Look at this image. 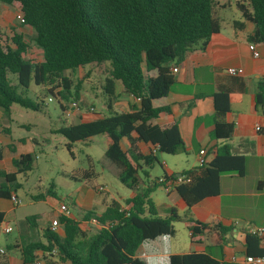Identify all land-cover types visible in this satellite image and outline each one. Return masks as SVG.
Listing matches in <instances>:
<instances>
[{
	"label": "trees",
	"instance_id": "trees-1",
	"mask_svg": "<svg viewBox=\"0 0 264 264\" xmlns=\"http://www.w3.org/2000/svg\"><path fill=\"white\" fill-rule=\"evenodd\" d=\"M0 4L18 7L21 24L34 31L33 42L41 52L40 61L26 60L28 46L21 36L14 34L9 39L11 45H3L0 33V110L7 117H10L12 105L41 110L40 95L35 101L26 96L33 84L45 88V93L57 100L63 113L66 103L80 100L82 85L80 80L74 84L64 73L107 63L108 78L102 87L108 98L106 115L89 122L61 126L53 133L68 141L69 153L74 143L100 138L105 158L118 170L117 180L135 192L124 200V205H130L126 212L113 199L105 202L101 213L81 212L72 202L71 207L82 215V222L96 219L101 227H95L88 234L81 228L80 221L58 215L62 235L46 228L43 234L46 245L26 244L21 255L23 264L32 262L38 251L51 253L54 249L62 264H145L136 257L138 248L147 241L173 237L176 233L173 223L191 224L188 231L192 241L208 231L206 224L190 217V209L219 195L221 175H244L245 160L234 155L229 145L214 147L206 152L202 165L180 173L187 180L175 186L174 192L186 206L183 216L174 208L167 216H159L149 196L160 186L157 179L152 183H145V180L149 178V170L159 164L158 154L186 153L176 122L160 127L153 121L162 114L171 113L168 105H159L174 83L171 68L182 63L186 54L195 48L203 51L211 35L219 32V21L213 15L214 1L0 0ZM246 4L243 0L236 1V8L254 26L249 43L264 46V0H246ZM246 7L250 14L246 13ZM122 94L131 95L138 105L131 106L127 112L115 111L113 104ZM213 101V139L225 141L233 131L232 125L225 122L229 111L227 95L215 94ZM254 101L257 107H264V78L257 84ZM0 129L10 137L8 126L0 124ZM139 143L150 145L155 153L150 150L143 154ZM2 153L0 148V162ZM11 164L13 173L0 171L1 198H9L11 190L19 189L16 176L32 171L34 160L30 154H25L13 158ZM93 176L91 171L83 172L81 180L87 182ZM162 177H167L164 171ZM140 185L144 189L136 191ZM96 192L103 191L96 189ZM47 196H54L52 190H47ZM37 218L28 217L26 222L31 225ZM2 219L0 214V223ZM250 241L258 243L255 237L248 235L247 242ZM169 264L218 263L206 254L188 253L171 255Z\"/></svg>",
	"mask_w": 264,
	"mask_h": 264
},
{
	"label": "crops",
	"instance_id": "crops-1",
	"mask_svg": "<svg viewBox=\"0 0 264 264\" xmlns=\"http://www.w3.org/2000/svg\"><path fill=\"white\" fill-rule=\"evenodd\" d=\"M213 1V15L219 21V32L211 35L203 51L195 48L186 54L182 63L175 66L178 71L173 74L174 83L167 97L159 102V105H168L171 113L162 114L153 121V124L163 127L173 122L177 123L181 139L185 144V155H192V163L184 171L198 166L200 150L211 151L214 147L225 143L229 145L234 155L244 158V175L242 177L235 174L221 175L219 195L210 198L212 199L210 202H206V199L191 208L193 220L206 224L209 229L195 241L190 239L188 252L177 251L178 244L172 242L174 236L160 237L144 242L138 248L136 257L145 264H169L171 255L188 253L206 254L218 264H244L245 256L249 254L253 256L252 254L262 251L258 243L247 242V236L250 227H259L264 224V107H257L254 101L257 84L264 78V46L255 44L260 56L257 59L253 58L248 50V38L254 30L253 24L244 18L237 8L232 11L229 0ZM236 1L233 0L235 7ZM243 4L247 5L246 0H243ZM226 6L232 12L231 17L224 14ZM246 13L250 14L248 7H246ZM40 60L41 56L38 61ZM228 68L242 69L243 75L229 76L226 73ZM117 87L120 88L119 85ZM215 94H226L229 102L225 122L232 125L233 131L225 141L213 139V96ZM118 104L122 106L121 111L114 108ZM137 105L138 101L131 95L122 94L115 101L113 109L117 112H127L131 106ZM74 115L75 113L72 116ZM83 117L87 119L82 121ZM101 117H96L93 113L90 115L87 110L85 113L80 112L79 123ZM256 127L260 129L256 131ZM138 147L143 154H148L150 150L155 151L150 145L143 143H139ZM0 148L3 152V159L0 162L2 172L4 171L1 165L5 161H10L11 164L13 158L29 154L17 151L11 139V132L10 137L2 133ZM9 148H12V151ZM161 167L167 177L180 175L167 167L165 161L162 162ZM12 169L5 173H13L15 171L13 166ZM86 185L87 183H82L74 197L73 202L79 206L76 208L81 212L95 210L101 213L105 208V202L113 198L104 197L100 202L102 208L99 209L95 204V196L98 194L96 188ZM10 195H15L22 200L18 190H11ZM133 195L124 199L131 198ZM169 195L173 206L165 205L164 213H161L160 208L155 205L161 217L167 216L171 208H174L177 213L176 207L186 210L185 204L174 191ZM39 196L43 195H35L31 198L45 203V199L38 198ZM25 209L22 208V203L16 207L12 205L9 198L0 197V214L3 215L0 235H10L14 230L17 231V236L10 245H2L3 240L0 238V247L7 251L6 256H0V264H23L21 255L24 246L30 242L44 244L40 240L33 241V235L44 238V231L50 228L51 221L57 219L59 215L58 208L53 216L45 219V213H41L38 217L27 213ZM33 216L38 218L29 225L26 219ZM81 217L80 214L77 218L72 215L70 218L79 221ZM83 223L86 222L81 221V228L84 230ZM185 225L188 228L191 224L185 222ZM8 226L12 228V231L5 234L3 229ZM90 228L93 231L95 227ZM56 234L62 235L60 226ZM41 256V251L35 253V259ZM48 259H51V263L56 261L52 257ZM43 262L45 264V258Z\"/></svg>",
	"mask_w": 264,
	"mask_h": 264
},
{
	"label": "rangeland",
	"instance_id": "rangeland-1",
	"mask_svg": "<svg viewBox=\"0 0 264 264\" xmlns=\"http://www.w3.org/2000/svg\"><path fill=\"white\" fill-rule=\"evenodd\" d=\"M226 1V0H225ZM232 11L236 10L233 0H229ZM231 10L226 6L225 15L231 17ZM19 14L17 6H7L0 4V33L3 45H11L10 38L17 34L27 44L28 51L25 55L26 60L38 61L41 56L40 50L36 48L33 37L34 31L27 26H23L16 18ZM109 66L107 63L91 64L77 69L75 72H65L64 75L71 79L73 83L78 80L82 82L80 90L81 104L79 112L74 117L66 118L60 111L57 100L45 93V88L30 85L26 96L35 101L40 95L43 104L41 110L32 111L30 109L21 108L18 105H12L10 108V117L0 110V124L10 128L11 139L14 141L17 151L28 152L34 160L33 169L25 174L16 176V183L20 186L18 194L22 198V208H26L27 213L32 215H41L45 213L46 217L54 215L56 208L64 204L73 217H79L77 210L71 207L74 197L78 193V188L82 183H87V187L103 188L102 193L95 196V204L101 209L100 202L104 197L113 198L117 202H121L120 206H124V198L133 195L135 192L122 186L117 180V168L114 167L104 156V145L100 138L95 141H82L72 144L70 153L66 145L68 141L61 135L53 133L54 130L61 126L75 125L80 122V112L85 113L88 109H93V115L101 117L106 115L107 96L102 89L105 79L108 78ZM51 99L49 102L48 100ZM121 100V99H120ZM119 100V101H120ZM117 101V100H116ZM71 103V100H70ZM70 103H66V106ZM115 105V102L113 106ZM121 104L114 106L117 111H121ZM91 115V112H90ZM87 117H83L85 121ZM159 164L149 170V178L145 183L155 182L156 179L162 177L163 168L161 164L165 161L167 167L173 169L176 174L184 171L190 163H192V155L179 154L175 156L157 155ZM168 158V159H166ZM4 172L13 170L10 161H5L1 165ZM91 171L94 176L89 181L81 180L83 172ZM71 177H75L72 179ZM3 182V180L0 179ZM52 190L54 196L47 197V190ZM143 185H140L136 191H142ZM105 192V193H104ZM35 195H43L45 203L34 201L31 197ZM152 202L160 208V212L164 213L165 205L173 206L171 197L165 193L162 187H157L150 194ZM212 199H207L210 202ZM206 205L210 203H205ZM76 207H79L75 204ZM178 214L183 216L186 210L176 207ZM81 211V210H80ZM81 213V212H80ZM190 217L192 211L190 209ZM193 219V218H192ZM81 222L82 220L79 219ZM92 225L89 222L83 223L84 230L89 234L92 232ZM176 235L172 238L179 246L178 252H188L190 247V237L188 228L184 221L173 223ZM17 231L14 230L10 235H0L3 240L2 245H10L13 243ZM33 241H41L46 243L45 239L33 235ZM51 257L45 258V263L51 262ZM56 261L54 264H62L57 256H53Z\"/></svg>",
	"mask_w": 264,
	"mask_h": 264
},
{
	"label": "built area",
	"instance_id": "built-area-1",
	"mask_svg": "<svg viewBox=\"0 0 264 264\" xmlns=\"http://www.w3.org/2000/svg\"><path fill=\"white\" fill-rule=\"evenodd\" d=\"M20 23L23 22L22 17L20 16V14H18V16L16 17ZM248 50L250 51L251 55L253 58L257 59L259 58L260 54L256 49V45L253 43H249L248 44ZM178 71L177 67H173L171 68V72L174 74ZM226 73L229 76L232 77H240L243 75V70L242 69H236V68H228L226 70ZM49 102L51 101V99L48 100ZM81 108V104L76 102V101H72L67 109L63 112V114L65 115L66 118L71 117L74 113L79 112ZM88 112L92 113L93 109L90 108L88 109ZM260 128L256 127L255 130L258 131ZM2 136V130L0 129V137ZM153 153H155V151H153ZM206 152L205 150H200L198 152V160H197V164L198 166L202 165L204 162V158H205ZM187 179L181 176H170V177H160L157 179V184L162 187L165 191V193L169 194L170 192L174 191V187L185 182ZM100 191L103 190V188H99ZM10 202L12 203L13 206H20L21 205V200L19 198H17L15 195H11L9 197ZM130 208V205H125L124 207H122L121 209L123 211H128V209ZM58 212L59 215H63L65 217H71V213L70 210L64 205H60V207L58 208ZM93 227H101L97 224L96 219H91L90 221H88ZM59 228V222L57 219L52 220L50 223V231L53 233L57 232V229ZM12 231L11 227H5L3 229V232L5 234H8ZM248 235L253 236L257 239V242L259 244V246L262 249V255H258V256H251V255H247L244 258V264H264V224L262 226L259 227H250L248 229ZM7 255V251L3 248L0 247V256H6ZM57 255V251L54 249L51 251V253H42V256L39 259H35L30 263H26V264H43L44 262V258L46 257H51V256H56Z\"/></svg>",
	"mask_w": 264,
	"mask_h": 264
},
{
	"label": "water",
	"instance_id": "water-1",
	"mask_svg": "<svg viewBox=\"0 0 264 264\" xmlns=\"http://www.w3.org/2000/svg\"><path fill=\"white\" fill-rule=\"evenodd\" d=\"M180 176V175H179Z\"/></svg>",
	"mask_w": 264,
	"mask_h": 264
}]
</instances>
